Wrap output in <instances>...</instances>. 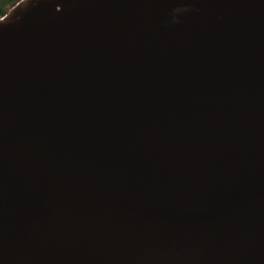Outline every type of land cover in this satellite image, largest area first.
Instances as JSON below:
<instances>
[{"label": "water", "instance_id": "obj_1", "mask_svg": "<svg viewBox=\"0 0 264 264\" xmlns=\"http://www.w3.org/2000/svg\"><path fill=\"white\" fill-rule=\"evenodd\" d=\"M0 264H264V0L0 17Z\"/></svg>", "mask_w": 264, "mask_h": 264}, {"label": "trees", "instance_id": "obj_2", "mask_svg": "<svg viewBox=\"0 0 264 264\" xmlns=\"http://www.w3.org/2000/svg\"><path fill=\"white\" fill-rule=\"evenodd\" d=\"M19 0H0V17H2L6 12Z\"/></svg>", "mask_w": 264, "mask_h": 264}]
</instances>
